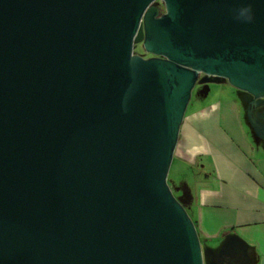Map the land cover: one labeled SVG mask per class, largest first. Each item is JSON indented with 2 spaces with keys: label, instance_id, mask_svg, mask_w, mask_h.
<instances>
[{
  "label": "water",
  "instance_id": "water-1",
  "mask_svg": "<svg viewBox=\"0 0 264 264\" xmlns=\"http://www.w3.org/2000/svg\"><path fill=\"white\" fill-rule=\"evenodd\" d=\"M223 80L264 144V0H0V264H250L168 184L193 90Z\"/></svg>",
  "mask_w": 264,
  "mask_h": 264
},
{
  "label": "crops",
  "instance_id": "crops-1",
  "mask_svg": "<svg viewBox=\"0 0 264 264\" xmlns=\"http://www.w3.org/2000/svg\"><path fill=\"white\" fill-rule=\"evenodd\" d=\"M242 112L226 100L186 115L174 158L200 239L222 246L237 236L249 245L248 262L264 264V144Z\"/></svg>",
  "mask_w": 264,
  "mask_h": 264
},
{
  "label": "rangeland",
  "instance_id": "rangeland-1",
  "mask_svg": "<svg viewBox=\"0 0 264 264\" xmlns=\"http://www.w3.org/2000/svg\"><path fill=\"white\" fill-rule=\"evenodd\" d=\"M143 49L141 48L140 44L137 45L135 49V53H142ZM201 85H196L195 89L193 90L192 97L189 103V106L186 111V115H189L198 109L204 107V106H210L214 103L217 102H222L226 100H234L240 103V91L232 87L229 83H218V84H211L210 85V91L208 95L201 96L199 93L202 90ZM243 113V119L244 117V112ZM185 115V117H186ZM245 121V120H244ZM246 122V121H245ZM180 161L177 160L176 158L173 159V163L168 175V184L174 189L175 186H180L179 183L180 181L184 178L182 177V168L183 164L179 163ZM193 173V172H192ZM175 196L179 197L181 194L177 193L173 190ZM188 213L193 218L192 212L188 209ZM202 246L205 249L209 243H206L203 239H201ZM210 246L218 247L213 244H209Z\"/></svg>",
  "mask_w": 264,
  "mask_h": 264
},
{
  "label": "flooded vegetation",
  "instance_id": "flooded-vegetation-1",
  "mask_svg": "<svg viewBox=\"0 0 264 264\" xmlns=\"http://www.w3.org/2000/svg\"><path fill=\"white\" fill-rule=\"evenodd\" d=\"M155 5L159 7L161 13L164 12V6H163V3H161L160 1H158V2L155 3ZM140 46H141V48L143 49V52H142V53H137V54H139V55H143L145 58L155 57V56L152 55V54H147V53H145L144 48H143V44H142V43H140ZM222 83L224 84V83H228V82H227V80H223ZM214 84H215V83H214ZM210 85H211V84H210ZM201 86H202V85H201ZM202 87H203V86H202ZM248 97H249V96H248L247 94H245V93H241V92H240V98H243V99H246V100H247ZM239 100H240V99H239ZM240 104H241V103H240ZM186 208H187V206H186ZM239 256H240V255H239ZM239 256H238V257H239ZM239 258H241V257H239ZM209 260H213L214 262H216V263H218V264H228L229 261H230L229 258H227V257H222V256H221L219 253H217V252H215V255H214L213 257H210ZM241 260H243V259L241 258ZM205 261H206V260H205ZM205 264H206V262H205Z\"/></svg>",
  "mask_w": 264,
  "mask_h": 264
},
{
  "label": "clouds",
  "instance_id": "clouds-1",
  "mask_svg": "<svg viewBox=\"0 0 264 264\" xmlns=\"http://www.w3.org/2000/svg\"><path fill=\"white\" fill-rule=\"evenodd\" d=\"M241 23H251L254 19L251 5L241 6L235 9V17Z\"/></svg>",
  "mask_w": 264,
  "mask_h": 264
},
{
  "label": "trees",
  "instance_id": "trees-1",
  "mask_svg": "<svg viewBox=\"0 0 264 264\" xmlns=\"http://www.w3.org/2000/svg\"><path fill=\"white\" fill-rule=\"evenodd\" d=\"M187 206V205H186Z\"/></svg>",
  "mask_w": 264,
  "mask_h": 264
}]
</instances>
